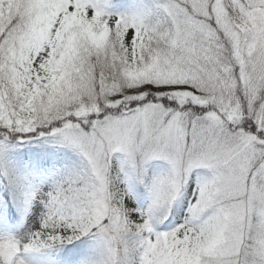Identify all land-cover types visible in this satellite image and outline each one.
<instances>
[{
    "label": "snow or ice",
    "instance_id": "1",
    "mask_svg": "<svg viewBox=\"0 0 264 264\" xmlns=\"http://www.w3.org/2000/svg\"><path fill=\"white\" fill-rule=\"evenodd\" d=\"M0 264H264V0H0Z\"/></svg>",
    "mask_w": 264,
    "mask_h": 264
}]
</instances>
